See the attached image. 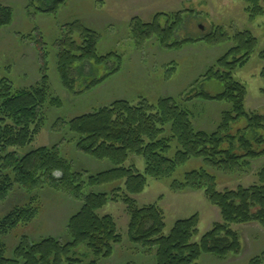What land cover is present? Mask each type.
<instances>
[{
	"label": "trees",
	"instance_id": "16d2710c",
	"mask_svg": "<svg viewBox=\"0 0 264 264\" xmlns=\"http://www.w3.org/2000/svg\"><path fill=\"white\" fill-rule=\"evenodd\" d=\"M59 1L62 0H55L51 8H40V13L55 11ZM245 1L250 18L263 14L261 0ZM163 17L166 21L161 26ZM12 18V10L0 4V29L9 26ZM180 21L179 15L165 14H157L147 23L133 19L130 36L138 40L137 44L155 39L166 49H180L199 41L231 44L185 95L177 99L159 97L154 103L143 97L135 104L115 100L59 125L61 137L68 138L78 152L110 163L109 169L99 173L74 170L57 145L25 151L43 128L46 110L61 107L60 99L51 93L43 48L39 49L40 75L35 84L16 87L0 78V205L11 196H25L21 205L0 216V264H101L112 255L113 246L121 243L113 218L98 214L109 202L123 204L130 243L149 253L154 264H197L203 255L223 260L237 256L241 243L230 226L256 223L264 227V167L250 187L222 191L216 188L219 175L241 173L264 156V115L245 110L246 88L232 75L248 62L257 40L248 31L229 36L218 26L193 40L172 42ZM99 41V33L78 21L62 27L54 43L56 72L68 94H83L120 71L121 57L100 54ZM259 56L264 60V52ZM112 60L115 61L109 67ZM99 68L106 69L101 77ZM260 77L264 80V68ZM211 79L222 84L221 92L211 95L199 89L202 80ZM195 102L226 104L222 105L214 129L203 131L193 123ZM240 120H245L244 126L233 129ZM130 156L143 160V173L125 166ZM190 160H200L202 166L184 171L180 180L172 179ZM148 178L171 179L169 188L174 193L202 191L207 202L218 209L221 222L213 224L197 243L192 240L197 235L198 215L177 220L164 235L161 210L154 205L139 207L134 199L143 192ZM44 191L68 196L79 204L66 223L65 239L30 241L21 235L7 257L3 237L36 219ZM81 246L91 254L92 261L83 262L77 252ZM260 262L256 257L249 264Z\"/></svg>",
	"mask_w": 264,
	"mask_h": 264
},
{
	"label": "rangeland",
	"instance_id": "374dc122",
	"mask_svg": "<svg viewBox=\"0 0 264 264\" xmlns=\"http://www.w3.org/2000/svg\"><path fill=\"white\" fill-rule=\"evenodd\" d=\"M54 1L0 0V4L9 7L13 13L12 23L0 29V78L9 80L16 87L35 84L40 75L39 49L43 48L47 53L46 75L51 93L61 102L59 109L50 107L46 110L47 120L43 128L25 151L57 145L60 155L76 171L85 170L95 174L109 169L108 161H97L86 156L78 152L68 138H62L63 132L57 131L59 125L110 104L116 98L114 90L117 87L127 89L130 83L132 86L128 87L130 91L125 96L132 100V104L137 102L133 100L140 94L150 103L156 102L164 93L176 99L182 97L231 46L227 42L210 45L199 41L185 44L180 49H166L160 47L155 39L137 44L138 40L130 36L131 21L138 19L147 23L157 14L180 16V24L171 39L177 43L210 34L218 26L229 36L237 31H248L257 40L256 48L248 62L232 75L246 88L245 110L264 115V94L261 93L264 80L260 77L264 60L259 56L264 52V0L260 2L263 14L254 18L249 17L245 0H62L56 2L55 11L40 13V8H51ZM75 21L99 33L100 54L115 53L122 59L119 74L109 76L98 87L79 95L68 94L62 89L56 72L54 48L62 27ZM164 21V17L160 19L161 26ZM114 61H110L108 66L111 67ZM99 69L98 76L101 77L106 69ZM199 89L214 95L222 91V84L213 79L202 80ZM222 105L226 104L195 102L196 118H193V123L200 130L214 129L216 122H219L218 114ZM57 120L59 123L53 127ZM244 124L245 120H240L232 128H242ZM125 166H133L140 173L144 170L143 160L135 156H130ZM201 166L200 160H190L181 166L172 179L180 180L184 171ZM262 167L264 156L252 161L241 173L219 175L216 188L222 191L250 187L256 183L255 175ZM55 177H59V174L55 173ZM170 181L148 178L143 192L134 197L136 204L139 207L154 205L161 210L165 224L164 235L169 233L177 220L198 215L197 235L192 240L197 243L213 224L221 222L218 209L207 202L202 191L172 192ZM42 199L39 214L29 226L17 227L3 237L7 257L11 256L21 235L30 241L45 237L61 242L65 239L66 223L78 210L79 204L68 196L48 191L42 193ZM24 200L25 196H11L0 205V216L13 206L21 205ZM98 214L111 216L121 236V243L113 246L112 255L101 264H154L149 253L130 243L128 217L123 204L109 202ZM230 227L239 235L240 253L224 260L213 255H203L197 264H249L256 257L261 259L260 264H264V227L256 223ZM77 252L83 262L92 261L91 254L84 246Z\"/></svg>",
	"mask_w": 264,
	"mask_h": 264
},
{
	"label": "crops",
	"instance_id": "0c3cea01",
	"mask_svg": "<svg viewBox=\"0 0 264 264\" xmlns=\"http://www.w3.org/2000/svg\"><path fill=\"white\" fill-rule=\"evenodd\" d=\"M120 71H121V69H120ZM119 71V72H120ZM119 72L117 73V74H119ZM128 85V87L129 86H132V83H130V84H127ZM122 86H124V85H122ZM128 87H127V89L125 88V87H123L122 89L120 88V87H117L115 90H114V96H116V98H114V100L113 101H115V100H126V101H132V100H128V98L125 96V95H127L128 94V91H130L129 89H128ZM127 91V92H126ZM164 96H167V94L166 93H164V94H162V96H160V97H164ZM139 97H143V95L142 94H140V96H136L135 97V99L133 100V101H136ZM220 112V111H219ZM218 116H219V114H218ZM202 129V128H201ZM203 131H205L204 129H202ZM206 131H208V130H206Z\"/></svg>",
	"mask_w": 264,
	"mask_h": 264
}]
</instances>
